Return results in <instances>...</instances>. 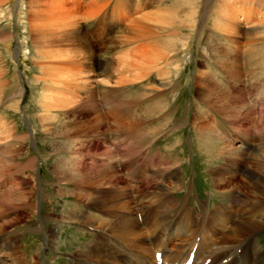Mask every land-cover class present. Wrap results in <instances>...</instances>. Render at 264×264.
I'll list each match as a JSON object with an SVG mask.
<instances>
[{
	"label": "rangeland",
	"instance_id": "1",
	"mask_svg": "<svg viewBox=\"0 0 264 264\" xmlns=\"http://www.w3.org/2000/svg\"><path fill=\"white\" fill-rule=\"evenodd\" d=\"M80 1L65 0L58 11L80 16L78 29L90 40L82 48L90 51L97 70L89 93L76 87L79 81L58 77L52 82L42 76L45 46L59 55L76 45L73 40L58 42L51 17L38 20L42 0H0V237L11 239V246L14 242L18 260L36 254L41 263L72 264L71 255L93 237L85 225L61 216L85 211V201L54 196L63 185L61 173L102 167L101 172L116 174L125 198L137 202L143 196L159 197L162 188L173 191L160 177L147 182L138 176H159L169 168L179 175L174 198L182 202L191 187L187 204L195 215L197 200L210 210L231 200L229 193L213 188L211 174L222 169L227 146L238 150L244 170L264 173V0L132 1L131 9L115 14L105 39L84 23L86 8ZM225 15L240 27L235 40L226 39L217 24ZM138 19L140 24L134 22ZM153 51L164 53L162 62L147 64ZM129 55L142 62L137 75L110 79L105 73L110 83L102 86L106 77L99 70L110 61L120 70ZM59 89L68 99L73 96V103L56 106L47 118L40 100L48 90L55 96ZM96 114L102 118L98 134L68 141L73 132L69 126L91 122ZM208 128L216 138H208ZM101 189L111 193L108 185ZM255 222L264 224V205ZM51 226L58 232L57 247L43 252ZM259 231L253 235L263 251L264 226Z\"/></svg>",
	"mask_w": 264,
	"mask_h": 264
},
{
	"label": "bare ground",
	"instance_id": "2",
	"mask_svg": "<svg viewBox=\"0 0 264 264\" xmlns=\"http://www.w3.org/2000/svg\"><path fill=\"white\" fill-rule=\"evenodd\" d=\"M132 1L136 5L142 0H81L79 3H85L86 10L84 13L86 15L84 16V23L90 25V31L94 32V35L105 39L110 31L108 24L116 21L115 17L118 18L115 14L131 9L128 2ZM159 2L160 0H158ZM62 3H65V0H42L44 10L36 12V15L38 20L48 16L51 17L53 21L50 20V22H54V25L57 26V30L54 33L60 38V40L58 39L59 43L73 40L76 45L68 54H65V52L57 53L59 55L62 54V56L53 55L57 51L45 50L47 48L45 46L42 53L41 74L52 82L58 77L70 82L79 81L76 87L89 93L94 82H97L95 79L97 70L95 64L89 60L90 51L85 53L82 48H86L85 46L89 45L88 42L90 40H87L88 37L84 34V30L78 29V21L82 22L80 16L70 14V11H58V6L62 5ZM134 7L136 8V6ZM50 9H53V11L57 10L56 15ZM158 16L157 18H159ZM219 18L217 16V19ZM134 22L137 24L141 23L139 19ZM217 24L224 29L223 32L226 34V39L235 40L240 27L235 26L234 18L231 15H225L222 17V21L217 22ZM150 27H146V29ZM153 27H156V25ZM39 28L41 29V27ZM107 29L108 32H106ZM139 34L140 37L141 32ZM235 35L236 37H232ZM136 36L138 37V33ZM78 49H81L82 52H79ZM163 54L153 51L151 59L147 60V64H157L160 60L162 62ZM141 55L143 53H140ZM127 58L130 62H120V65L122 64L120 70L114 69L111 61L106 63L105 69L99 70V72H104V77H106L105 81H100L102 86L109 85L110 82H108L109 78L107 76L111 79L117 74L121 75V77L128 74V77L125 76L128 79L132 73L136 74V66L141 65L142 62L137 60L139 58L138 55L134 57L127 56ZM72 65H76L77 68L71 69ZM118 71L119 73H117ZM105 73H107V76ZM136 75L131 76L133 80ZM46 86L49 89L53 88L50 84ZM51 91L48 90L40 100L43 111L47 112V118H49V113L56 106L66 107L73 103L74 100L73 96L68 99L67 96L60 92V89L54 94L55 96H51L52 94L48 93ZM101 121V116L96 114L91 122L69 126L72 127L73 132L71 135L68 133V141H75L89 134H98L102 128ZM205 131L208 138L209 136L211 139L216 138L215 133L210 128ZM200 136L201 134L199 133ZM229 146L226 149L225 155H228L221 167L222 169H217L211 174L212 185L215 186L213 188L223 195H228L229 193L231 200L227 204H219L217 208H212L211 210L208 204L197 200L199 207V214L197 215H195L196 213L194 214V211L187 204V197L191 193V187L182 202L179 203L174 198L173 192L177 190L174 185L177 186L179 175L175 172L170 173L171 169L169 168L163 170L162 175L159 176L156 174L138 176L147 182L148 179L160 177L159 179L171 183L173 191L162 188L159 197L143 196L137 202H132V200L125 198V191L123 192L122 188H118L115 182L116 174L101 172L102 167H90L94 172L89 169L84 173H75L73 171L61 173L58 180L63 185L54 192V196L60 198L64 196L73 197L75 203L85 201V203H82L85 204L83 205L85 211L74 209L69 211V213L62 212L61 216H65L68 221L85 225V229L93 235L89 242L83 243L71 255L72 264H264V250H258L259 247L253 235L260 230V227L264 226V224L255 222L256 218L261 214L262 205H264V173L254 172L248 167L244 170L238 150ZM166 172H169V174ZM240 172L243 173L241 178L239 177ZM135 176V174L131 175V177ZM174 179H177V181ZM104 185L109 186L111 193L102 192L101 188ZM93 186H95L94 189L90 188ZM178 187L180 189L183 188L181 184ZM79 190L83 192L78 193L77 191ZM256 194L262 197L259 198ZM41 196L45 198L47 194ZM65 207L62 208L63 211ZM96 211L98 213H95ZM237 213L240 214L236 219ZM51 221L54 222V220ZM58 223L61 224V222L56 224ZM54 226H51V237L50 235L44 237L43 252L57 247L58 232L55 231ZM11 244V239L7 241L6 238L0 237V264H46L39 262L36 254L25 255L23 259L18 260L17 255L19 252L15 250L14 242L12 246ZM157 255L159 256L158 258L156 257Z\"/></svg>",
	"mask_w": 264,
	"mask_h": 264
}]
</instances>
